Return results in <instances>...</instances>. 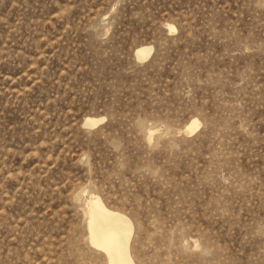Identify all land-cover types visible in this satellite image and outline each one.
<instances>
[{"label":"rangeland","instance_id":"1","mask_svg":"<svg viewBox=\"0 0 264 264\" xmlns=\"http://www.w3.org/2000/svg\"><path fill=\"white\" fill-rule=\"evenodd\" d=\"M90 196L135 264H264V0H0V264H107Z\"/></svg>","mask_w":264,"mask_h":264},{"label":"bare ground","instance_id":"2","mask_svg":"<svg viewBox=\"0 0 264 264\" xmlns=\"http://www.w3.org/2000/svg\"><path fill=\"white\" fill-rule=\"evenodd\" d=\"M152 55L150 47L136 50V58L145 61ZM100 120H85L86 127L96 126ZM193 121L186 132L198 128ZM87 230L90 245L107 257V264H135L130 254V243L133 236V225L125 215L110 210L100 197L90 196L86 204Z\"/></svg>","mask_w":264,"mask_h":264}]
</instances>
